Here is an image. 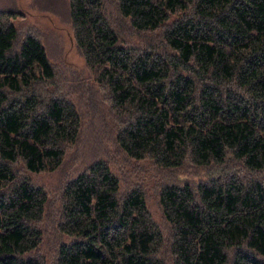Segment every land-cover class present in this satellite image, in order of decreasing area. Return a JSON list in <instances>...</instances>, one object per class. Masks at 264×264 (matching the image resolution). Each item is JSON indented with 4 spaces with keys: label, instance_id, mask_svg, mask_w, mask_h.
I'll return each instance as SVG.
<instances>
[{
    "label": "trees",
    "instance_id": "obj_1",
    "mask_svg": "<svg viewBox=\"0 0 264 264\" xmlns=\"http://www.w3.org/2000/svg\"><path fill=\"white\" fill-rule=\"evenodd\" d=\"M117 3L136 31L164 28L166 54L121 41L102 0H67L77 47L127 114L116 134L120 148L164 168L232 156L264 171V0ZM18 14L0 8V264H41L31 254L41 242L47 195L12 164L55 170L80 135L81 117L72 102L37 91L55 71L37 36L18 41ZM63 194L58 228L68 240L57 264H264V178L163 186L169 242L144 193L121 195L101 159L71 178Z\"/></svg>",
    "mask_w": 264,
    "mask_h": 264
},
{
    "label": "rangeland",
    "instance_id": "obj_2",
    "mask_svg": "<svg viewBox=\"0 0 264 264\" xmlns=\"http://www.w3.org/2000/svg\"><path fill=\"white\" fill-rule=\"evenodd\" d=\"M102 1L105 16L121 41L137 49L152 46L159 53L166 54L164 28L138 32L130 20L120 14L117 0ZM3 7H13L19 13L13 20L18 30V41L27 34L37 36L54 67V78L38 85L37 91L44 98L57 96L72 102L81 117L80 135L74 144L67 146L63 162L55 170L31 173L21 161L12 164L19 178H29L47 195L43 216L37 224L42 232L41 242L31 254L41 264H57L58 248L68 240L58 228L65 185L95 160L105 161L117 176L121 195L132 189H140L144 193L147 209L161 228L166 242L170 240L171 229L160 204L163 186L189 183L196 189L212 179H225L232 175L243 181L264 178V171L248 170L232 156H227L223 163L203 166L186 160L177 168L161 167L150 157L131 158L116 142L117 131L124 126L127 114L114 106L109 87L96 80V73L87 66L77 47L67 0H0V8Z\"/></svg>",
    "mask_w": 264,
    "mask_h": 264
}]
</instances>
